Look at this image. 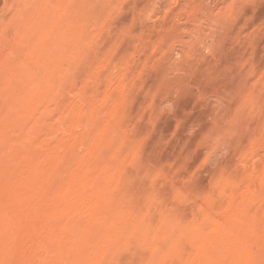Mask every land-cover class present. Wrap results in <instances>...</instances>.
<instances>
[{"label":"rangeland","instance_id":"374dc122","mask_svg":"<svg viewBox=\"0 0 264 264\" xmlns=\"http://www.w3.org/2000/svg\"><path fill=\"white\" fill-rule=\"evenodd\" d=\"M0 264H264V0H0Z\"/></svg>","mask_w":264,"mask_h":264}]
</instances>
